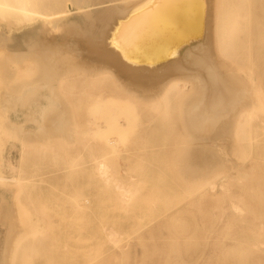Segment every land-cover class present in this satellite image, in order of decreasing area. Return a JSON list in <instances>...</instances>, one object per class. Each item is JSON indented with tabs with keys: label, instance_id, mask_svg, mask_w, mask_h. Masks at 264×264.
I'll return each mask as SVG.
<instances>
[{
	"label": "rangeland",
	"instance_id": "rangeland-1",
	"mask_svg": "<svg viewBox=\"0 0 264 264\" xmlns=\"http://www.w3.org/2000/svg\"><path fill=\"white\" fill-rule=\"evenodd\" d=\"M209 2L213 42L218 0ZM252 9L250 39L237 28L222 56L215 55L231 71L237 69L235 78L247 84L234 86L252 85L249 91L261 99L254 128L247 132L251 139L244 134L243 140L234 139L229 131L218 141L212 135L197 138L196 144L207 148L203 156L194 154L195 142L183 129L185 107L180 105L188 99V90L174 93L167 108L133 101V95L120 93L109 76L90 77L93 68L82 72L76 66L54 78L49 99L58 106L44 111L37 131L19 128V149L12 140L0 139V174L15 178L5 181L13 187L3 182L11 189L0 186V264H264V0H255ZM59 29L49 33L62 34ZM57 49L61 56L75 53ZM10 64L25 70L24 78L28 70H39L27 59L21 67L15 60ZM116 100L119 122H112ZM49 113L57 118L51 120ZM11 126L0 125V138L12 133ZM99 126L105 130L102 138L92 135ZM100 159L132 192L126 202L97 175ZM197 164L202 174L208 165L209 174H193ZM233 203L240 210H234Z\"/></svg>",
	"mask_w": 264,
	"mask_h": 264
},
{
	"label": "bare ground",
	"instance_id": "bare-ground-1",
	"mask_svg": "<svg viewBox=\"0 0 264 264\" xmlns=\"http://www.w3.org/2000/svg\"><path fill=\"white\" fill-rule=\"evenodd\" d=\"M254 2L255 0H218L213 27L216 41L213 42L209 40L211 39L209 37V21L211 18L209 0H0V21H5L7 26L21 29L32 26L41 20L42 25L39 32L41 35L53 29H61L60 38H55L52 32L51 37L49 36L50 39L44 38V35L31 37L32 39L22 42L23 47L12 51L15 66H23L24 64H20L25 59L38 65L37 69L39 70L36 73L34 71L35 76L26 72L28 74V76L26 74V77L31 80L37 78L36 82L32 80L30 84V80L24 78V72V76L21 75L23 80L25 79V82L21 81L23 86L20 79L17 83L18 85L21 84L19 96L25 100L31 97L32 91L25 93L23 90L27 88L24 85H32L33 82L38 84V80H44L47 87L49 86L52 90L54 78L60 77L63 74L62 72L65 73L71 68L73 70L76 66L77 70L81 68L82 72H85L84 69L93 68L94 73L90 72V77L109 76L120 93H127L130 98L133 95V101L134 99H137V101L140 99L142 105L145 106L147 102L152 105L153 103H162L168 108L171 99L176 96L174 93L185 90L187 94L190 92L188 99L184 100L186 105L184 102H180V106L182 110V107H185L184 112L181 111L184 133L188 137L192 136L193 142H195V139H202L206 135H212L216 139L221 134L228 133V131L234 139H239L243 134L247 138L249 136L248 130L254 128L252 122L257 116L255 111L261 105L259 103L261 99L258 95H253L254 90L253 92L249 91H252V88L249 89L252 85L244 87L246 83L243 82V78H235L237 69L231 71L229 64L226 61H217L218 58L215 55L218 53V57L219 55L222 56V48L227 42L232 43L237 28L238 31H241L240 34L244 37L247 35L248 40L250 39L252 31L248 18L253 13ZM96 4H99L98 7ZM81 17L82 20L80 21ZM2 34L0 44H3L6 40V37ZM51 39H56V45L52 44L53 46H50ZM73 40H76L77 43ZM57 48L63 51L68 48L70 52L74 51L75 53L61 56V51ZM84 53L89 59L83 56ZM58 56H61L60 60H57L59 59ZM65 59H67V63ZM62 60L64 62H61ZM56 61L57 64L54 63ZM58 61L61 63L59 67H56ZM3 72L5 73V70ZM18 76L13 74L16 80L20 78ZM4 77L2 83L6 89L10 90L12 87L9 88L8 86L10 85L8 82L10 77L7 78L5 75ZM6 78L9 80L6 81ZM10 81H13V79L11 78ZM233 82L240 84V86L244 84L242 86L244 88H237V85L234 86ZM12 85L13 89L15 85ZM259 89L261 90V88ZM27 90H29V87ZM49 100L50 104L42 111L41 116L45 110L57 104L51 98ZM20 102L23 103L24 101L21 99ZM115 102L116 112L113 111V113L116 114H114V117L112 116L111 120H116L112 122H119L117 111L120 110V103L117 100ZM262 107L264 108V105ZM55 108L58 109L56 106ZM50 111L53 112L52 109ZM55 111L53 113H60L56 109ZM260 111L263 112V109H260ZM260 111L258 110V112ZM258 112L257 114H259ZM52 114L49 113L51 120L54 116ZM46 116L49 118L48 115ZM54 117H56V114ZM105 117L107 116L105 115ZM59 118H61V115ZM49 119L46 121L49 122ZM58 120L60 122L61 119ZM58 120L56 125L59 123ZM53 126L50 128H53ZM230 127H232L231 131L229 130ZM103 130L104 128L99 126L96 130H93L92 135L98 138L101 136L100 138H102L105 131ZM119 136L123 137L122 135ZM243 137H241L242 140ZM218 138L216 141H218ZM212 139L209 138L208 140ZM214 141H211V143L214 144ZM221 146L219 147L221 148ZM41 147L45 148L46 145ZM201 147L202 145L198 146L195 142L193 144L194 154L203 156V151L207 148ZM206 152L205 155H207ZM195 159H192V161L197 160ZM106 162L103 159L98 161L97 175L105 184L113 187L121 200L126 202L132 196V192L116 180L107 165L108 162ZM192 163L195 165L196 162ZM199 163L201 162L199 161ZM204 165L206 164L202 166ZM196 168L195 173H193L195 175L209 174V170L208 174L205 172L208 165L204 167L203 173L205 174L200 173L202 172L200 166V169L196 170ZM14 180V177L0 174V186L2 184L4 188H8V185L5 187L3 182ZM11 184L13 183L10 182L9 186ZM11 187L13 186L11 185ZM11 187L9 188L11 189ZM7 191L9 192V190ZM232 207L234 210H240L236 203H233Z\"/></svg>",
	"mask_w": 264,
	"mask_h": 264
},
{
	"label": "crops",
	"instance_id": "crops-1",
	"mask_svg": "<svg viewBox=\"0 0 264 264\" xmlns=\"http://www.w3.org/2000/svg\"><path fill=\"white\" fill-rule=\"evenodd\" d=\"M42 25V24H41ZM40 24H34L32 26L23 28L20 31H9V27L7 25L4 24V22L0 21V38L2 37L1 34L3 36L6 37V41L3 42V44H0V48H4L2 49V57L0 58V114H3V116H0V125L2 127V129H4V127L9 128L7 126H9V124H11V132L12 133H7L6 132V136L7 137H1V140H12L13 144H15L17 146V148L19 149V142H20V132H19V128L22 129L23 132L25 131H30L31 133L36 132L37 129L40 127L41 123H42V117H41V113H42V109L50 102L49 97H51V90L49 88V86L47 87L46 82L44 80H38V84L34 83L36 82V78L35 80L32 78V80H34L33 84H31V79H29V85H24L25 88L29 90L25 89L23 90L25 93L26 92H31L32 91V96L29 97L28 99H23V97L19 96V87L21 86L22 82H25V79L23 80V73L25 72V70H20V68H15L12 64H10V61H14L12 58V55L10 54L11 51L17 50L18 48H20L22 46V42L23 41H28L29 39L35 38L36 36H42L44 35V38L50 39L51 37V32H47L44 34H40ZM7 36H6V35ZM57 38L60 37L61 34H56ZM50 36V37H49ZM32 37V38H31ZM76 41V40H73ZM77 43V41L75 42ZM4 45V47H3ZM23 47V46H22ZM10 68H7V67ZM10 71H8L7 69ZM5 70V73L3 72ZM13 71V72H12ZM12 72V73H11ZM22 72V74H20ZM28 74L30 73V71H27ZM4 73V74H3ZM16 73H18L16 75ZM3 74V75H2ZM10 74V75H9ZM13 74H15V76H18L20 78H18L16 80V77H13ZM27 74V76H28ZM31 75H34L33 73H30ZM29 74V75H30ZM5 76H7V78H9L11 80V78L13 79V81H10L9 79L6 78V81L9 80V88L14 84L15 87L12 89V91L14 92V94L12 95V91L8 90L5 88V86L3 85V81L5 79ZM23 75V76H21ZM37 75V74H36ZM4 77V79H3ZM22 77V78H21ZM19 79H20V85H18L17 83H19ZM27 81V80H26ZM8 82H4V83H8ZM13 82V83H12ZM5 84V85H6ZM7 86V85H6ZM23 86V84H22ZM58 89V91L60 92V87L58 84L55 85ZM8 90V91H7ZM31 90V91H30ZM8 92V93H7ZM10 92V93H9ZM51 92V93H50ZM16 93V94H15ZM10 96V97H8ZM20 97V98H19ZM16 98V99H15ZM21 99L24 101L23 103H21ZM31 99V100H30ZM26 102V103H25ZM4 119L7 120V124L4 122ZM7 125V126H6ZM6 130V129H5ZM0 135L2 134V130L0 131ZM35 141V140H34ZM12 156H17V153H14V150H12L11 152ZM3 156V154H2Z\"/></svg>",
	"mask_w": 264,
	"mask_h": 264
}]
</instances>
